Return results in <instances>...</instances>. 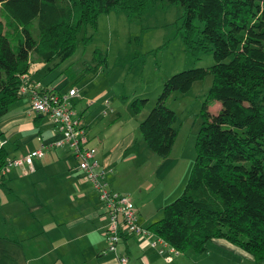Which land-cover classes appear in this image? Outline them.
Here are the masks:
<instances>
[{"label": "trees", "instance_id": "trees-1", "mask_svg": "<svg viewBox=\"0 0 264 264\" xmlns=\"http://www.w3.org/2000/svg\"><path fill=\"white\" fill-rule=\"evenodd\" d=\"M159 1L0 0V121L12 104L26 97L20 88L33 55L49 70L56 69V61L64 62L75 54L77 33L83 26L95 25L100 15L112 10L139 15ZM169 1L185 9L188 38L192 40L196 32L195 49L212 51L215 63L209 69L180 72L165 82L156 106L140 124L153 152L169 156L178 136L173 126L176 114L166 106L170 95L188 93L209 75L214 82L203 106L205 120L186 189L164 208V217L146 229L181 253L204 252L211 241L220 239L262 263L264 0ZM197 21L203 26L198 27ZM15 35L25 39L15 45ZM42 90L55 92L49 87ZM139 102L144 105L147 100ZM213 103L221 109L212 111ZM9 154L0 147V172Z\"/></svg>", "mask_w": 264, "mask_h": 264}, {"label": "rangeland", "instance_id": "rangeland-1", "mask_svg": "<svg viewBox=\"0 0 264 264\" xmlns=\"http://www.w3.org/2000/svg\"><path fill=\"white\" fill-rule=\"evenodd\" d=\"M184 15L185 9L169 0H160L139 15L127 10L102 14L95 25L87 24L77 33V49L71 58L56 61V69L39 76L49 84L64 76L68 89L79 90L73 111L77 118L83 117V124H88L90 137L103 144L114 172L108 180L120 185L121 192H125L122 194L135 198L141 210L138 214L135 205L137 218L145 217L148 223L160 221L164 208L186 189L205 120L203 106L214 82V76L209 75L188 93L170 95L166 106L176 114L173 126L178 136L169 156L153 152L144 141L140 124L156 106L165 82L180 72L209 69L215 63L212 51L195 49L198 37L193 32L192 40L188 38ZM196 24L203 26L199 21ZM22 39L23 35H15L14 44ZM33 59L40 61L36 55ZM141 100H147L146 104L141 105ZM210 109L216 111L214 103ZM13 145L7 146L11 154L16 153ZM6 188L0 186L2 203L11 195ZM106 243L108 246L107 239ZM123 246L121 243L118 248ZM119 250L118 255L123 251ZM207 250L208 246L204 252L187 250L175 254H183V264H264L256 263L247 253L248 258ZM154 253L157 251L150 253L132 246L128 262L150 264ZM110 255L116 258L115 253Z\"/></svg>", "mask_w": 264, "mask_h": 264}, {"label": "crops", "instance_id": "crops-1", "mask_svg": "<svg viewBox=\"0 0 264 264\" xmlns=\"http://www.w3.org/2000/svg\"><path fill=\"white\" fill-rule=\"evenodd\" d=\"M48 71L45 63L33 59L29 70L30 79L40 82L43 88L49 87L61 94L74 88H67L68 80L64 76L50 84L41 80L40 74ZM214 109L219 111L220 104L214 103ZM82 125L88 131L89 146L98 150L96 160L100 169L106 172V180L111 189L125 193L121 192L120 185L118 187L115 185L117 183L108 180V176L114 175V172L103 144H98L90 137L88 124ZM61 138L46 115L32 111L29 96L12 104L7 115L0 121V147L9 151L7 146L14 143L13 150L16 151L15 154L9 151L7 160L24 158L40 148L42 143L48 145L45 157L34 161L33 170L28 167L13 168L5 177L2 186H9L6 189L11 195L6 196V201L1 202L0 207V264L119 262L117 254L115 258L107 252L106 233L110 220L99 206L98 195L92 185L82 179L72 151L66 146H57ZM132 200L139 214L140 206L135 198ZM139 218L138 224L142 228L152 224L145 217ZM133 237L135 235L123 237L120 244L124 246L118 248V251L123 250L120 255L131 256L132 246H139L145 252L157 251V254H152L150 264L184 263L183 254L176 255L170 248L163 247L155 234ZM210 250L222 254L232 252L248 258L246 252L225 240L211 241L207 252L210 253Z\"/></svg>", "mask_w": 264, "mask_h": 264}, {"label": "built area", "instance_id": "built-area-1", "mask_svg": "<svg viewBox=\"0 0 264 264\" xmlns=\"http://www.w3.org/2000/svg\"><path fill=\"white\" fill-rule=\"evenodd\" d=\"M24 84L20 88L22 96H29L31 109L38 114L46 115L54 124L62 138L57 146H66L74 154L82 179L89 182L98 195L99 206L107 214L110 225L106 233L109 242L108 252L117 254L118 246L124 236H150L152 233L138 224L137 209L131 197L113 191L106 180V172L100 169L96 160L98 150L89 146L88 131L73 111L74 100L80 97L77 88L70 89L66 94L43 91L40 82L30 79L29 73L23 76ZM54 90V89H51ZM48 145L42 143L40 148L31 151L20 159L7 160L0 172V180L13 168L28 167L34 169V161L43 159ZM112 171V170H111ZM163 247L170 248L172 253H180L170 247L167 242L158 238ZM118 255V254H117ZM120 264H129L127 255H118Z\"/></svg>", "mask_w": 264, "mask_h": 264}]
</instances>
